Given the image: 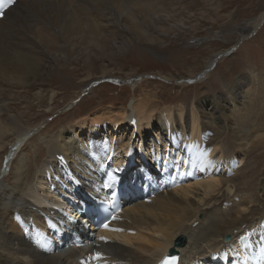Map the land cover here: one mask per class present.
Returning <instances> with one entry per match:
<instances>
[{
    "label": "bare ground",
    "instance_id": "1",
    "mask_svg": "<svg viewBox=\"0 0 264 264\" xmlns=\"http://www.w3.org/2000/svg\"><path fill=\"white\" fill-rule=\"evenodd\" d=\"M93 1L0 0V11L4 13L0 20L1 78L11 77L20 84L33 85L29 82L37 81L39 76V66L33 61H43L49 75L58 58L63 63L69 61L67 50L71 58L80 53L76 55L82 54L85 62L93 64L96 54L108 53V38L112 37L111 43L119 40L128 44L131 28L123 23L124 14L131 17L133 9L147 6L145 15H151L149 18L159 25L166 9L154 0ZM103 17L115 24L106 35L102 30ZM4 20L13 21L12 29L4 31ZM79 37L82 43H70L69 39ZM32 52L39 57L31 56ZM134 57L145 60L146 54L136 50ZM213 60L214 57L211 63ZM196 71L191 70L190 76ZM236 86L225 84L222 100L202 97L193 100L191 106L181 100L177 104L159 103L156 93L142 92L129 109L98 108L70 125L67 136L61 130L42 135L40 142L46 147L47 157L35 164L29 161L30 155L23 157L16 152L33 128L22 129L17 116L9 114L4 118L0 114V165L6 139L13 137L14 141L4 167H0L1 177L12 161L10 171L14 174L7 181L9 184H0V264H155L164 254L177 251L181 252L182 264H264V211L252 209L255 217L242 221L254 193L245 189L240 199H232L237 196L236 186L229 176L231 171L226 172L221 166L224 134L230 133L239 141L241 153L253 141L252 137L246 138L245 123L233 115L238 109L245 111L249 103V91H238ZM124 125L133 129L131 134L121 132ZM259 131L258 128L256 138L261 137ZM144 133L152 137L154 145L146 146ZM205 149L207 155L203 154ZM135 155L137 170H132L129 162ZM140 169L148 170V183L141 178ZM119 185L126 189V205L108 225L123 231L102 228L95 233L88 224L87 211L79 205L83 206L89 196L110 201ZM7 196H20L24 203L5 202ZM230 200L237 202V210L231 213L227 208L224 215L228 219H215ZM211 203L216 205L206 207ZM201 213L203 220L199 218ZM65 223L75 231L67 230L72 235H62L60 239L66 248L62 251L64 256L57 250L60 245L55 243L56 237L54 242L45 244L32 228L36 225L40 233L47 235L54 230L59 237ZM84 225L91 227L87 233ZM198 229L196 239L219 236L222 240L209 255L199 252L191 262L183 263L185 253L197 248L193 233ZM228 231L232 233L230 241L225 240ZM101 236L107 241H102ZM181 236L187 238L183 245L178 244ZM107 247L111 251L106 256L102 254L104 259L92 260L96 249ZM51 248L56 250L49 255Z\"/></svg>",
    "mask_w": 264,
    "mask_h": 264
},
{
    "label": "rangeland",
    "instance_id": "2",
    "mask_svg": "<svg viewBox=\"0 0 264 264\" xmlns=\"http://www.w3.org/2000/svg\"><path fill=\"white\" fill-rule=\"evenodd\" d=\"M96 1L100 0H95L93 3ZM115 1L118 3L121 0ZM143 2L146 3L147 0ZM154 2L166 8L165 13H161L159 18L160 24H155L154 20L149 18L152 17L151 15H145L146 5L141 8L142 10L139 7L133 9L134 18L132 14H129L132 15L131 17L124 14L123 23L131 28L128 44L119 40L111 43L112 37L111 40L108 38L107 41H110L108 53L96 54V61L93 64L85 62L82 54L77 56L76 54L80 53H74L75 51L73 53L77 58L73 53L71 58L67 50L69 61L63 63L64 61L58 58L49 75L44 70L43 61L39 64L33 61V64L39 66L37 81L33 79L29 82L33 85L20 84L11 77L4 80L0 73V106L3 108L0 112L1 116L4 118L9 114L17 116L22 123V126L19 125L22 129L33 128V132L25 138L16 152L23 157L30 155L29 161L33 164L42 163L47 157L46 147L40 142L42 135L61 130L63 136H67L66 132L70 125L90 115L94 110L106 106L116 108L124 106L129 109L131 102L139 94L142 95V92L156 93L159 103L177 104L181 100V103L191 106L197 98L206 97L210 101L224 99L225 84L233 83V86L238 85L236 86L238 91L243 89L249 91L247 109L245 111L238 109L233 115L238 121L245 123L248 130L246 138L252 137L253 141L247 143V147H244L245 151L241 153L239 141L230 133L224 134L220 144V150L223 153L221 166L226 172L231 171L229 176L233 177L232 181L237 190L235 193L237 196L231 197L232 199H240L241 195L245 194V189L252 190L254 193L253 202L242 218L243 222H248L255 217L252 216V209L264 211V0H154ZM0 12L3 13V10ZM14 20L16 17L13 18ZM7 22H3L4 31L12 29L13 23ZM101 23L105 27L102 29L105 35L109 34L108 31H111L109 28L115 25L113 20L105 17L102 18ZM69 40L75 45L82 43L80 37ZM136 50L146 54L145 60H141L140 57H137L139 58L137 60L134 57ZM226 51L229 53H225ZM29 54L39 57L35 52ZM216 56L219 58L215 60ZM213 57L214 60L211 63ZM191 70L197 71L190 76ZM104 72L110 75L103 74ZM189 78L190 80L194 78V81H189ZM237 123L241 124V122ZM111 128L109 126L110 132ZM258 128L260 138H256ZM120 130L127 134L133 131L127 125L122 126ZM143 136L147 139L145 140L147 147L154 145L150 135L144 133ZM12 143H14L13 137H8L0 167H4L11 153ZM136 155L139 153L137 152ZM136 155L129 162L132 170H137ZM11 162L5 166V171L1 172L3 175L0 177V184H9L7 181L14 176L10 171ZM149 163L155 166V163ZM34 170L35 167L32 174ZM139 173L143 181L148 183V170L140 169ZM124 192H126L125 188H123ZM235 200L234 202L226 201V208L221 209L220 215H215L214 218L228 219L229 216L224 213L228 210L227 208L231 213L237 210ZM4 201L15 205L24 203L20 196H7ZM214 204L216 205L211 203L206 207L213 208ZM66 214L68 216V213ZM204 217L203 213L199 214L201 220ZM88 227L91 228L88 225L83 226L85 233L89 231ZM32 228L45 244L54 242V237L57 240L55 243L60 244L62 235H72L67 230L75 231L65 223L59 230L61 235L55 236L53 230L52 237L46 233H40L36 225ZM199 229L193 233L197 248L196 250L191 248L185 253L183 263L191 262L199 252L209 255L215 251L213 249L215 244L222 240L219 236L196 239ZM98 231L94 229L95 233ZM228 233L232 234L231 231ZM61 248H63L62 244L57 250L64 256ZM107 248L97 249L93 253L99 252L105 255L111 251L109 247ZM54 250L56 249L51 248L49 255L53 254Z\"/></svg>",
    "mask_w": 264,
    "mask_h": 264
},
{
    "label": "snow or ice",
    "instance_id": "3",
    "mask_svg": "<svg viewBox=\"0 0 264 264\" xmlns=\"http://www.w3.org/2000/svg\"><path fill=\"white\" fill-rule=\"evenodd\" d=\"M10 3H15V0H9ZM3 16V13L0 12V17ZM204 155H207V150L205 149L204 152H203ZM109 203H111V201H109ZM115 218V217H114ZM103 228L106 229V230H109V231H116V232H119V231H123V229H112V228H109V225L107 223H105L103 225ZM100 239L102 241H107V237H104V236H101ZM94 259H97V260H102L104 259V257L102 256L101 253L97 252L94 254ZM167 259H171L172 261H176L178 258L177 257H170V258H167ZM161 264H167V260L165 261H162Z\"/></svg>",
    "mask_w": 264,
    "mask_h": 264
},
{
    "label": "water",
    "instance_id": "4",
    "mask_svg": "<svg viewBox=\"0 0 264 264\" xmlns=\"http://www.w3.org/2000/svg\"><path fill=\"white\" fill-rule=\"evenodd\" d=\"M225 53H229V51H228V52H225ZM189 81H194V80H190V79H189ZM230 239H231V234L228 233L227 236L225 237V240H226V241H230ZM178 242H179L178 244H182V245H183L184 243L187 242V238H186L185 236H181V237L179 238ZM172 250H175V249L173 248Z\"/></svg>",
    "mask_w": 264,
    "mask_h": 264
}]
</instances>
